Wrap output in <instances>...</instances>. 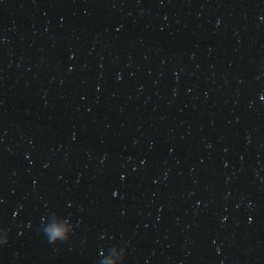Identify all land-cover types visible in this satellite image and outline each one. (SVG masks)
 Masks as SVG:
<instances>
[{"label":"water","instance_id":"water-1","mask_svg":"<svg viewBox=\"0 0 264 264\" xmlns=\"http://www.w3.org/2000/svg\"><path fill=\"white\" fill-rule=\"evenodd\" d=\"M0 264H264V0H0Z\"/></svg>","mask_w":264,"mask_h":264}]
</instances>
